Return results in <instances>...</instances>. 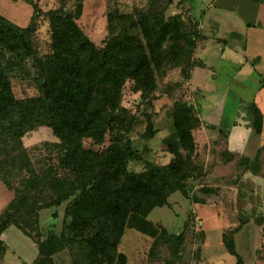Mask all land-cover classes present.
Segmentation results:
<instances>
[{
    "label": "trees",
    "instance_id": "16d2710c",
    "mask_svg": "<svg viewBox=\"0 0 264 264\" xmlns=\"http://www.w3.org/2000/svg\"><path fill=\"white\" fill-rule=\"evenodd\" d=\"M81 1L75 2L73 11H42L34 4L25 27L0 16V155L11 156L4 166L10 161L17 171L31 177L0 213V236L13 226L28 237L37 250L31 264H54L52 257L63 250L74 253L72 264H126L125 255L117 252L126 228L152 240L150 259L158 258L161 245H169L177 257L188 218L179 233L170 234L147 217L153 209L168 206L174 193L189 198L185 183L205 175L198 163L195 139V131L202 125L199 100L173 101L169 113L172 130L163 140L171 159L165 165L145 164L135 173L127 171V163L139 159V154L126 138L135 117L120 106L121 91L127 81H132L140 98L149 103L156 89V73L168 66L179 67L189 80L195 68H204L194 56L204 36L189 13L164 17L155 7L156 1L151 0L145 9L134 8L130 13L109 6L107 36L97 46L77 25ZM171 4L172 0H166V6ZM39 20L47 23L50 32L48 51L41 56L32 41ZM26 61L34 70L37 95L16 99L10 78ZM247 107L252 116L250 127L260 135L263 115L254 104ZM39 127L48 128L57 142L34 146L37 155L32 160L22 138ZM155 133L147 117L143 137L152 139ZM218 133L225 137V132ZM106 136L109 144L101 150L82 145L83 139H90L92 145L103 146ZM262 152L264 142L251 164L241 157L235 162L236 168L257 175ZM53 157L55 162L50 161ZM221 157L225 162L235 158L226 151ZM58 171L65 176H57ZM30 190L37 193V199ZM42 191L50 193L47 200L41 198ZM63 203L60 231L49 233L43 240L32 236L30 226L23 225L27 220L20 222L16 217L23 206L48 208ZM254 222L261 227L264 241V218ZM243 224L239 220L236 229L221 234L223 248L234 257L235 264H242V259L233 234ZM5 251L0 238V263Z\"/></svg>",
    "mask_w": 264,
    "mask_h": 264
},
{
    "label": "rangeland",
    "instance_id": "374dc122",
    "mask_svg": "<svg viewBox=\"0 0 264 264\" xmlns=\"http://www.w3.org/2000/svg\"><path fill=\"white\" fill-rule=\"evenodd\" d=\"M6 1L0 4V13L11 17L7 12L10 4L6 6L4 4ZM76 1L78 0H38L35 4L42 11L56 8L73 11ZM150 1L82 0V10L77 25L90 41L101 46L107 36L106 13L109 6L113 5L112 8L118 9L119 12L130 13L134 8L145 9ZM155 1V7L163 11L164 17L177 13H181L180 16L184 17L189 13L184 0H172L169 6H166V0ZM12 21L20 26H25L24 23H26V20L22 18ZM35 25L36 32L32 41L36 53L41 56L48 51L50 32L44 21H36ZM228 52L227 50L226 54ZM204 59L208 65L215 62L212 54H208ZM199 72L201 74V72L208 73L209 71L206 68L197 69L192 74L190 87L189 80L181 73L179 67L163 68L155 75L156 89L149 103L140 98V93L134 89L132 81L124 84L120 106L135 117L132 130L126 138L139 154V159L127 163V171L138 173L144 169L145 164L165 165L171 159V155L163 144V140L172 130L169 115L171 106L174 100L186 99L188 102H194L197 96L191 88L197 86ZM34 77L30 61L23 63L21 68L18 67L16 73L12 74L11 89L16 99L37 95ZM204 83L207 82L201 80L202 86ZM210 86L204 84L203 87ZM259 95V105L264 114V90ZM239 111L250 125L252 116L248 112V107L240 106ZM233 115L227 109L224 118L230 121ZM147 117L150 118L153 129L156 130L152 139L143 137ZM201 127L195 131V139L198 144V163L205 170L204 177L199 181L188 180L185 183L189 198L183 197L180 193H174L168 199V206L153 209L147 217L149 221L161 225L170 234L179 233L188 218L184 230V241L179 248L178 256H174L175 250H172L169 245H161L156 252L158 258L150 259L148 252L152 240L133 229L126 228L117 244V252L125 255L126 264H235L234 257L223 248L221 234L227 230L236 229L239 220L244 224L234 232L233 240L242 264H264V241L261 236V227L254 222L257 218H264V154L259 156L260 171L257 175L245 168H236L235 162L240 157H235L234 161L230 162L220 159L216 155L215 148L209 147L210 133L204 132ZM223 139L224 136H219L220 146H222ZM252 139L251 137L250 143H253ZM53 142H57V139L48 128L44 127L36 128L22 138L23 148L28 151L27 154L32 160L37 155L33 149L34 146ZM108 144V136L103 146L92 145L90 139L82 140L85 148L94 150H101ZM10 157L0 155V213L14 197L15 191L20 190L31 178L24 171H17L16 165H10V161L4 166ZM55 160L56 157H53L50 161L55 162ZM253 160L254 158L250 159V164ZM57 176H65V172L58 171ZM3 181L9 183L11 188L8 189ZM206 189L210 192L203 191ZM30 193L36 199L38 198L37 193L31 190ZM49 195V192L42 191L40 196L47 200ZM64 208L65 203L48 208L23 206L16 217L20 222L27 220V223L24 222L23 225L30 226L32 236L43 240L49 233L57 234L60 231ZM14 231L16 233L9 231L6 235L7 240L5 239L10 250L18 255H20L19 252L30 250L28 242L30 243L31 240L16 229ZM200 232L203 234L202 238L199 236ZM73 258L74 253L67 250L58 252L52 257L54 264H72ZM2 264L16 263L7 260Z\"/></svg>",
    "mask_w": 264,
    "mask_h": 264
},
{
    "label": "crops",
    "instance_id": "0c3cea01",
    "mask_svg": "<svg viewBox=\"0 0 264 264\" xmlns=\"http://www.w3.org/2000/svg\"><path fill=\"white\" fill-rule=\"evenodd\" d=\"M36 1L38 0H7L4 4L11 5H8L7 9L11 17L1 13L0 16L14 25L16 24L13 19H25L24 24L27 26L33 13L32 5ZM3 2L4 0H0V4ZM185 4L190 17L198 23L204 36L195 57L202 61L204 68L209 71L201 74L199 72L197 86L191 88L197 92L200 103L201 128L204 132L210 133L209 147L215 148L220 159L221 152L226 151L235 157L250 160L264 142V114L259 105V94L264 90V0H185ZM208 54L215 57L212 65L204 61ZM204 68H195L191 72L190 87L192 74L197 69ZM201 80L211 86L204 88ZM252 104L263 115L260 135L253 132L249 122L243 119V114L239 111L240 106ZM227 109L230 114H234L230 121L224 118ZM207 126H213L215 129L210 130ZM219 131L225 132L222 146L218 142ZM250 136L253 143H250ZM14 229L16 228L11 226L0 236L6 245L0 264L7 260H12V263L16 264H31L37 256L32 241L31 244L28 242L30 250L19 252L20 255L10 250L5 242L7 233L15 232Z\"/></svg>",
    "mask_w": 264,
    "mask_h": 264
}]
</instances>
